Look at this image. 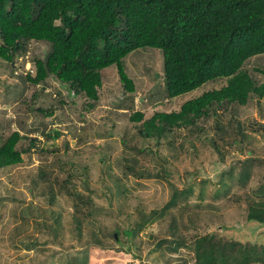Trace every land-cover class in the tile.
I'll list each match as a JSON object with an SVG mask.
<instances>
[{
  "label": "trees",
  "instance_id": "16d2710c",
  "mask_svg": "<svg viewBox=\"0 0 264 264\" xmlns=\"http://www.w3.org/2000/svg\"><path fill=\"white\" fill-rule=\"evenodd\" d=\"M31 42L47 45L43 56H28ZM154 50L163 66L161 77L150 79L156 74ZM25 55L33 75L22 73ZM0 61L19 73L21 88H31L41 103L15 108L23 115L14 119L16 129L2 111L0 186L9 198L22 187L32 196L40 188L48 204L20 208L24 198L14 199L13 226L0 232L3 260L14 253L13 264H89L93 249H124L139 264H264V233L257 242L219 234L264 226V0H0ZM129 61L136 73L127 68ZM109 73L118 86L116 93L107 87L116 99L112 104L129 117L103 133L112 130L120 138L119 156L103 169L100 194L88 184L87 164L54 155V166L64 173L60 191L73 207L63 214L45 173L39 167L38 173L26 172L35 161L45 163L56 147L44 143L59 133L45 130L52 122L26 120L35 112L53 115V107L43 110L53 80L93 108L104 95L103 83L112 80ZM136 97L142 99L137 110ZM153 102L161 108L143 110ZM252 107L254 116L242 120ZM182 128V142L166 140ZM112 163L121 174L109 173ZM128 175L167 182L168 192L145 196L148 203L127 198L121 176ZM36 178L45 184L37 187ZM154 223L159 230L149 229L143 240L142 231ZM184 249L193 258L177 255ZM73 251H80L81 260H73Z\"/></svg>",
  "mask_w": 264,
  "mask_h": 264
},
{
  "label": "rangeland",
  "instance_id": "374dc122",
  "mask_svg": "<svg viewBox=\"0 0 264 264\" xmlns=\"http://www.w3.org/2000/svg\"><path fill=\"white\" fill-rule=\"evenodd\" d=\"M28 56H43L44 53L47 51V45L40 43V42H31L28 45ZM155 53H153V56L151 58V62L153 63L152 71L156 74L150 73L149 78H154L155 75H159L161 77L162 73V54H158L156 50H154ZM22 57H18V60L20 61ZM26 66V65H25ZM126 66L129 70H133L134 73L137 72L136 65L132 64L130 61L129 63H126ZM113 73H109L110 78L112 80L107 83L104 82L103 86L101 87L100 94H103L99 99V104H96L93 108L87 109L86 108V100H84L81 96H73L70 94L68 89L66 90L63 88V86L59 85L56 81H51L49 87L47 88L46 92L51 93V98L48 100H45L43 104V110H47L49 107H53V115L52 116H45L42 114H33L34 116H30V119L28 118L26 120L27 123L29 122H35L34 124L41 123L42 125L45 123L46 125L49 122H52L48 125V128H45V130L48 129H56L59 133L58 137L56 139L51 140L49 143H44L46 146H50L47 144H51V147L55 146L56 150L53 151L52 154H49L45 163H39V161H35L32 169H26L27 171L35 170V173H38L39 170L43 171L45 173V180L48 184L53 186V193L54 197L57 200L58 203L62 204L63 208V214L64 212H69L72 210V203L71 201L66 197L63 191L61 190V187L58 185L64 176V173H61V171H58L56 167L54 166V155L55 157H60L63 160H73L76 163H80L84 165H88L89 170V185L91 184L96 186L97 189H99V193L103 194L101 192V189L103 188V184L100 181V177H105L103 169H106V165L110 160H113L114 157L119 156L120 151V145H119V137L114 134L112 130H108V135L104 136V130L110 126L113 121H115L118 124H122L123 122H129L128 120V112L127 111H116L112 109V102L113 100L112 95L109 94V89L107 87H110L111 89H114L111 93H116V89H118V86H116L115 81L117 80V77H113ZM18 75L15 73V69H13V72L11 74L10 68L4 65L3 62L0 61V117H2V111H5V114L7 118L13 119V123L11 124L12 129H16L17 125L14 121L17 115L15 112V108L21 109L20 106L24 108V106H29L30 109H33V104L30 103L31 101H34L36 105H40V101L36 100L32 93V89L29 87H26V89H22L19 85L20 81L17 78ZM142 77V76H139ZM144 82L147 81L149 83V80L147 77H143ZM159 82H161L160 78H158ZM15 84L19 87L16 90L12 89ZM151 85V84H150ZM149 85V86H150ZM210 85L206 86V88H209ZM216 87V86H215ZM142 90L145 91V87H142ZM107 91V92H106ZM17 97H14V96ZM4 96L10 100L9 103H4ZM67 96V97H66ZM26 99V102H23L22 100ZM64 100L65 104H62L60 106L59 101ZM72 101V102H71ZM147 99L145 98L143 102H146ZM136 102V109L140 108V104L142 102V99L138 97L135 98ZM28 103V104H27ZM174 105V106H173ZM170 106V108H167V111L174 110L176 108L177 102ZM142 107V106H141ZM26 108V107H25ZM161 106L157 102H153V105L151 106L147 105L146 107L143 106V110H147L148 113L153 112V110H159ZM254 107L251 108H245L244 113L241 116L242 120H246L245 117H248L251 113V116H254L255 112L253 110ZM45 114V113H44ZM150 114H146V116H149ZM23 120V115L19 116ZM41 129V128H40ZM39 129V131H40ZM34 132L37 133V135H40V132ZM112 131V132H111ZM186 133V130L182 128L181 130H177L175 133H170L166 136V140L172 144H177L179 142H182V137ZM252 132L247 131V134H251ZM178 134V135H177ZM139 138V137H138ZM162 153L167 152V148L164 147L161 149ZM105 154H110V158ZM235 154V152H233ZM104 157V159H103ZM101 158V159H100ZM111 163V162H110ZM111 168L108 170L110 174L112 175H119L120 167L116 165V163L110 164ZM36 167H39V170H36ZM122 177V183L125 186L126 191L124 192L126 197H133V196H139L141 201H144L145 203H148V198L145 200V196H151L152 194H156L157 196H161L163 194H167L168 187L167 182H160L157 181V179H134L131 176H121ZM0 179L2 180V176H0ZM42 178H36L37 181V187H40L39 185L45 184V180H40ZM26 180H29L27 177ZM199 178L196 179L198 182ZM6 180L4 179V182ZM47 184V186H48ZM79 189L86 191L84 187L79 185ZM198 189V186H196V190ZM22 187L18 189V192L14 195V197H8V193L5 190L4 186H0V232H6L13 226V206L16 205V202L14 199H19L20 197L24 198V203L20 205V208L23 207L26 202H31L33 205L36 203H44L47 202L45 196L41 192V189L39 188L37 190V195L32 196L29 194V192ZM27 193V194H26ZM24 194V195H23ZM104 199V197H103ZM55 200V201H56ZM136 202V201H135ZM101 205L108 204V201H101ZM134 206V203H132ZM107 206V205H106ZM112 206L114 207V202H112ZM131 206V205H130ZM45 207H48V204H45ZM37 215H40L38 212H36ZM125 218V216L121 215V219ZM232 221H234L232 219ZM30 229L32 228L33 221L29 219L28 222ZM34 227V226H33ZM250 226H241L236 229L231 230H223L220 231L219 234H225V235H232L233 237L239 239V240H248L252 242H257V239L259 238L258 235H262L264 233V226L259 227V229H250ZM35 230V228H33ZM32 229V230H33ZM149 229L153 230H159L157 224H153L152 226H149L148 229H144L141 233V236L143 240H147V235L149 234ZM209 228L208 230H210ZM123 239V237H121ZM66 242V241H65ZM72 243V241H70ZM64 243V242H63ZM1 246V243H0ZM115 248H118L115 246ZM75 252L74 259L81 260L80 251H73ZM23 252L21 251L20 254ZM177 255H182L186 257H192V252H190L189 249H184L178 251ZM78 256V257H77ZM15 254L10 253L8 258L6 260L2 259V256L0 255V264H13L15 259ZM65 259L71 260V257L65 253ZM88 259H90L89 264H139L138 259L134 256H130V254L126 253V251L123 249L121 250H96L93 249V251H90L88 254ZM67 262L65 260L62 261L61 264H66ZM149 260L146 259L143 261V264H148Z\"/></svg>",
  "mask_w": 264,
  "mask_h": 264
},
{
  "label": "clouds",
  "instance_id": "9594fccd",
  "mask_svg": "<svg viewBox=\"0 0 264 264\" xmlns=\"http://www.w3.org/2000/svg\"><path fill=\"white\" fill-rule=\"evenodd\" d=\"M25 58H26V61H25V63H24V70L22 71V73H23V75H25L27 72L28 73H30L31 75H33L34 74V71H33V68H32V64L30 63V61L27 59V55H25ZM26 65V66H25ZM15 73H16V71H15ZM19 74V73H18ZM17 73H16V75H18ZM12 89H15V87L14 88H12ZM71 94L74 96V94L71 92ZM83 98V97H82ZM84 99V98H83ZM12 101L13 99H9V100H7V98H5V96H4V103H9V101ZM85 100V99H84ZM88 101L86 100V103H87ZM90 103V102H89ZM87 106V105H86ZM112 109L113 110H115V106L112 104Z\"/></svg>",
  "mask_w": 264,
  "mask_h": 264
},
{
  "label": "crops",
  "instance_id": "0c3cea01",
  "mask_svg": "<svg viewBox=\"0 0 264 264\" xmlns=\"http://www.w3.org/2000/svg\"><path fill=\"white\" fill-rule=\"evenodd\" d=\"M38 136H41V135H38Z\"/></svg>",
  "mask_w": 264,
  "mask_h": 264
}]
</instances>
